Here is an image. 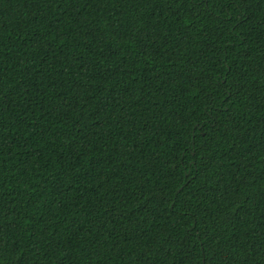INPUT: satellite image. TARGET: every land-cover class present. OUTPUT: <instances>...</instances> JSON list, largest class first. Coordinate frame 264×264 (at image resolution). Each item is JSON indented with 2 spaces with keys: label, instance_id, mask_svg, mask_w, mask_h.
Wrapping results in <instances>:
<instances>
[{
  "label": "trees",
  "instance_id": "16d2710c",
  "mask_svg": "<svg viewBox=\"0 0 264 264\" xmlns=\"http://www.w3.org/2000/svg\"><path fill=\"white\" fill-rule=\"evenodd\" d=\"M0 264H264V0H0Z\"/></svg>",
  "mask_w": 264,
  "mask_h": 264
}]
</instances>
